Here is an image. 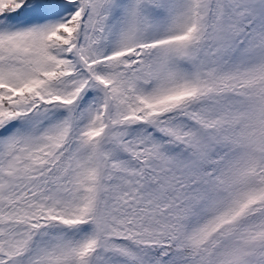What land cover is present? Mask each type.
<instances>
[{
  "label": "snow or ice",
  "instance_id": "snow-or-ice-1",
  "mask_svg": "<svg viewBox=\"0 0 264 264\" xmlns=\"http://www.w3.org/2000/svg\"><path fill=\"white\" fill-rule=\"evenodd\" d=\"M0 264H264V0H0Z\"/></svg>",
  "mask_w": 264,
  "mask_h": 264
}]
</instances>
